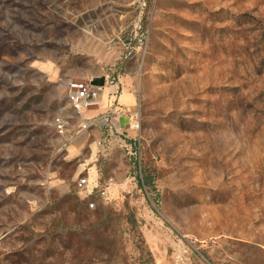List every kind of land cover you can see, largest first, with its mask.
<instances>
[{"label": "rangeland", "instance_id": "obj_1", "mask_svg": "<svg viewBox=\"0 0 264 264\" xmlns=\"http://www.w3.org/2000/svg\"><path fill=\"white\" fill-rule=\"evenodd\" d=\"M100 74L136 126L90 159ZM0 264H264V0H0Z\"/></svg>", "mask_w": 264, "mask_h": 264}, {"label": "crops", "instance_id": "obj_2", "mask_svg": "<svg viewBox=\"0 0 264 264\" xmlns=\"http://www.w3.org/2000/svg\"><path fill=\"white\" fill-rule=\"evenodd\" d=\"M93 87L97 89L96 103L90 106L81 107L77 118H75L69 128L65 124V137L70 141L73 150H81L87 147L88 156L94 159L99 152L103 153L104 147L113 146L115 143L123 142L124 137L132 136L130 128L131 108L134 104L133 91L127 85L123 86L126 77L117 79L108 78L107 75L100 74L97 77L86 78ZM83 122L89 125L82 127ZM102 129L106 136L102 137ZM107 145V146H106ZM104 146V147H103ZM110 174V181L107 184H99V174L96 172L95 165L91 164L87 168L85 188L87 193L93 188L100 186L106 195L110 190L116 189L115 169Z\"/></svg>", "mask_w": 264, "mask_h": 264}, {"label": "built area", "instance_id": "obj_3", "mask_svg": "<svg viewBox=\"0 0 264 264\" xmlns=\"http://www.w3.org/2000/svg\"><path fill=\"white\" fill-rule=\"evenodd\" d=\"M66 94L69 104L79 114L81 107L90 106L96 103L97 89L90 84L86 78H72L66 82ZM55 129L58 132H63L65 129V121L62 118L56 117L53 120ZM88 122H83L82 127L88 126ZM130 125H134L132 122ZM136 126V125H134ZM110 180V179H109ZM86 182V177L82 176L78 180V184ZM104 192V190L102 191Z\"/></svg>", "mask_w": 264, "mask_h": 264}]
</instances>
